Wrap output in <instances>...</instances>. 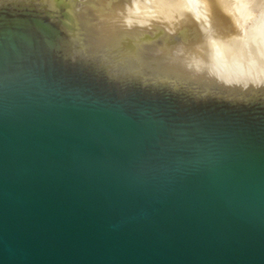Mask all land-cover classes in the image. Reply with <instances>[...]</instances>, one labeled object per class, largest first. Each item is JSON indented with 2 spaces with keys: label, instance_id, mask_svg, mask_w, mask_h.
I'll list each match as a JSON object with an SVG mask.
<instances>
[{
  "label": "water",
  "instance_id": "water-1",
  "mask_svg": "<svg viewBox=\"0 0 264 264\" xmlns=\"http://www.w3.org/2000/svg\"><path fill=\"white\" fill-rule=\"evenodd\" d=\"M0 264H264V0H0Z\"/></svg>",
  "mask_w": 264,
  "mask_h": 264
}]
</instances>
